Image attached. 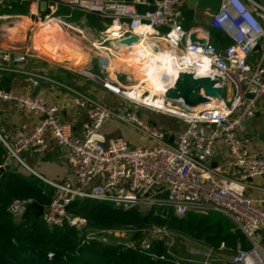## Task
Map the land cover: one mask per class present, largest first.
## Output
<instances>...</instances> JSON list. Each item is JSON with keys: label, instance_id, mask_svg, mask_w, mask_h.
I'll return each mask as SVG.
<instances>
[{"label": "built area", "instance_id": "built-area-1", "mask_svg": "<svg viewBox=\"0 0 264 264\" xmlns=\"http://www.w3.org/2000/svg\"><path fill=\"white\" fill-rule=\"evenodd\" d=\"M28 1L33 10L45 1L47 14L38 21H57L71 35L78 28L57 16L59 8L98 18L105 28L96 37L83 30L87 38L81 40L91 46L95 42L100 44L97 47L107 46L110 44L107 40L113 39L145 41L155 50L168 54L175 67L187 73L196 76L212 73L220 77L223 91L229 93L225 99L212 100L201 110L186 109L180 103L166 101L162 91L146 89L145 81L110 69L108 56L115 58L131 46L109 45L115 54L101 50L103 58L100 56L99 60L103 62L98 73L71 70L123 99L125 105L110 108L89 94L71 90L73 106L86 113L84 133L77 137L72 135L69 124L58 119L56 106L43 98L6 93L0 82V110L2 103L12 102L25 113L40 118L28 134L17 130L10 137L0 128V145L7 152L0 167L13 162L24 165L22 152H42L47 137L68 155L75 185L48 183L55 193L41 213L44 224L51 228L68 226L82 232L86 221L67 212V207L75 201L109 203L123 212L137 211L143 216L171 211L182 218L188 214L215 212L230 219L249 243L248 250L236 251L226 264H264V201L246 195L248 181L264 177V156L244 150L237 137L244 123L255 116L258 102L264 98V65L261 61L255 65L248 62L264 40V8L251 0H221L219 11L210 15V26L227 35L230 43L218 50L208 38L201 45L189 43L190 34L183 28L181 11L184 0ZM151 6L153 11L149 10ZM139 7L144 10L140 11ZM1 8L8 10L11 6L6 0H0ZM22 18L0 13V75L18 73L15 69L26 65L29 56L40 55L33 49L31 38L30 45L26 44L34 24L28 30H15L14 23ZM13 31H16L14 35ZM200 72L204 74L199 75ZM29 75L51 82L46 76ZM118 75L125 76L126 84L119 81ZM33 86L37 87L38 82ZM140 108L177 119L185 127L176 135L171 130L157 129L138 115ZM111 120L124 124L149 144L132 146L122 139L106 140L100 129ZM216 143L227 148L230 154V159L221 166L212 163ZM26 203L29 201L11 203L9 210L15 219L22 216ZM121 231H91L83 243L100 241L102 236L117 237ZM147 233L148 240L142 242L141 249H148L152 240L163 239L168 246L167 230L152 227ZM224 250L221 245L218 252ZM174 258L175 264H220L221 261L210 248L195 249L184 261Z\"/></svg>", "mask_w": 264, "mask_h": 264}, {"label": "crops", "instance_id": "crops-1", "mask_svg": "<svg viewBox=\"0 0 264 264\" xmlns=\"http://www.w3.org/2000/svg\"><path fill=\"white\" fill-rule=\"evenodd\" d=\"M6 2L11 6V9L6 10L1 8L0 13L19 15L28 19L31 23L28 24V27L25 28V30H28L31 25L34 24L35 26V24L41 22L38 21V18H43L47 14L46 11H42L40 9V3L38 7L35 8L36 10H33L32 6L29 5L28 0H6ZM185 2L186 0H184L181 11L184 18L183 28L186 32L193 34L195 38L199 40L208 38L209 42L212 31L225 35L223 32L213 29L210 26V12L191 10L185 5ZM139 10L143 11L144 7H139ZM57 16L65 19L70 24L73 23L72 25L78 28L76 30H86L92 33V37H96V33L105 28V24L98 18L93 16H84L82 13L77 11L70 12L64 8H59ZM92 18L96 19V22H92ZM70 20L72 21L70 22ZM19 23L22 27L23 24L21 22ZM23 23L26 24L25 21ZM62 34L56 36V42H59L60 36L65 37L66 40L69 38V41L72 42L78 40L83 41L81 39L73 38L70 36V32L66 30H64ZM225 37L229 40L227 35H225ZM26 39V44L30 45V34L26 37ZM34 40H36V44H38V39L34 38ZM37 46L39 47V45ZM83 50L82 54L85 56L88 55V53H86L87 50ZM40 56L41 55H39V57L35 55L29 56L26 65H21L15 69L19 70L18 73L1 74L0 82L2 83L5 78L10 76L13 78L10 84V92L30 98H43L48 104L56 106L58 110V119L71 126L73 136L82 137L84 133L83 124L86 120V113L73 106V94L71 90L89 94L92 97L99 99L104 106H108L110 108L115 109L125 105L123 99L98 88L83 76H79L72 71L73 69H86L91 70L94 73H98L100 63L103 62V59L99 60L96 64H92L88 58L86 63L83 62L80 64H83L82 69H75L70 68L69 64H65L63 61H46ZM248 60V62L253 65L260 61L262 62V65H264V40L260 42L259 47L253 54L250 55ZM75 61L78 62L76 59ZM120 67H122V69H117L118 72H123L125 74L129 73L130 75V72L124 69L125 67H123V65L120 64L116 68ZM29 74L46 76L51 80V82L47 83L41 81ZM118 79L120 82L126 84L123 75H121ZM35 81L38 82L37 87L33 86ZM45 84H47V86H45ZM40 85L42 86L41 88H39ZM225 93L226 96L229 95L228 92L225 91ZM0 113V128L10 137H12L14 132L17 130L22 131L25 134L32 132L40 119L37 116L25 113L12 102L2 103ZM137 113L144 121L150 123L157 129L171 130L175 135L185 127V125L177 119L160 114H154L145 109L140 108L137 110ZM100 132L106 140L122 139L132 146L149 144V142L139 134L130 130L127 126L116 120L106 122L101 127ZM237 137L241 141V145L244 150L247 152L259 153L264 156V98L258 102L255 116L244 123L242 130L237 133ZM213 150V164L221 166L230 159L229 151L223 145L216 143ZM21 160L24 165L13 162L10 164V170L19 171L22 175L31 174L48 186H50L48 183L59 185L70 184L71 186L75 185L67 153L59 149L49 137L46 138V147L42 152L34 153L31 151H24L21 154ZM248 185L249 187L246 189V195L255 200L264 201V177L252 179L248 181Z\"/></svg>", "mask_w": 264, "mask_h": 264}, {"label": "trees", "instance_id": "trees-1", "mask_svg": "<svg viewBox=\"0 0 264 264\" xmlns=\"http://www.w3.org/2000/svg\"><path fill=\"white\" fill-rule=\"evenodd\" d=\"M264 8V0H252ZM92 18V22H96ZM210 43L218 50L230 41L218 32H211ZM6 149L0 145V166L6 157ZM55 190L31 174L22 175L9 170L0 177V264H175L174 256L164 240H152L143 250V230H131L141 222L143 215L137 211L123 212L109 203L75 201L67 207L72 217L84 219L86 229H128L136 246L103 243L93 240L84 242L85 233L75 228L48 227L36 217L38 207L45 209ZM29 201L24 213L15 219L9 207L13 201ZM146 223L181 235L215 252L221 245L225 253L248 250L249 243L241 230L222 214H188L178 218L171 211L159 215L148 213ZM51 254V257L49 255ZM163 257V259H160Z\"/></svg>", "mask_w": 264, "mask_h": 264}, {"label": "bare ground", "instance_id": "bare-ground-1", "mask_svg": "<svg viewBox=\"0 0 264 264\" xmlns=\"http://www.w3.org/2000/svg\"><path fill=\"white\" fill-rule=\"evenodd\" d=\"M24 21L26 22V24L23 23ZM19 22L23 24L22 27ZM30 23L31 22L28 19L22 18L20 21H17L14 23V27H16L15 30L18 31L21 29H25L28 27V24ZM35 28L36 29L33 33L32 43H33V49L36 50L39 54L45 55L55 61H59V62L63 61V63L69 64V65L75 64L74 62L75 59L78 61L81 60L82 54L79 53L78 52L79 50H76V49H72L73 51L70 50V54L67 53L68 52L67 50L65 54L56 52L55 51L56 48L53 49L52 47H51L52 52L43 49V47L47 48L50 45V43L55 42L56 40H54V38L57 35L59 36L60 34L64 32L65 29L63 28V26H61L60 23H58L57 21L38 22L37 24H35ZM13 33H15V31L11 32L12 35ZM73 34L75 35H70L73 38H77V39L87 38V35L86 33H84L83 30H75V33ZM34 36L36 39H38V44H36V40H34ZM67 40L69 41V38H67ZM107 41H109L110 44L106 43L105 41V44H108V45L100 46V49L107 51V52H111L113 54H115V52L110 48L109 45L119 44L118 46H123V42H125V40H116V39L107 40ZM37 45H39V47ZM53 45L55 47V44ZM99 45L100 44L98 42L93 43V46H99ZM60 46L61 45H59V47ZM130 46L131 47L130 49H128V51L116 54L121 57H124L125 58L124 61H120L116 57L114 58L113 62L119 61L121 64L122 63L127 64L126 65L127 67H130V68L132 67L135 78L140 81H145L146 83L145 88L148 90L159 92V93L161 91L163 92L165 88H167L172 83L173 80L178 78L180 74L186 72V70L184 69L175 67V65L173 64L168 54L155 50L149 43L145 41L138 40L130 44ZM59 49H62V48H59ZM44 52H46V54ZM198 74L203 75L204 73L200 72ZM204 107L205 105H202L195 109L198 111Z\"/></svg>", "mask_w": 264, "mask_h": 264}, {"label": "water", "instance_id": "water-1", "mask_svg": "<svg viewBox=\"0 0 264 264\" xmlns=\"http://www.w3.org/2000/svg\"><path fill=\"white\" fill-rule=\"evenodd\" d=\"M185 5L196 11H207L211 14H216L219 11L221 0H186ZM40 9L42 11L46 10V2H40ZM150 11L154 10V7L149 8ZM136 40L135 38H130L125 40L123 44H132ZM190 44H204V40L196 39L193 34L189 36ZM12 77H7L1 83V89L8 93L10 91V84L12 82ZM98 88H101V85L92 82ZM223 81L220 77L210 74L209 76H196L191 73L184 72L180 74L178 78L172 81V83L165 88L163 91V97L166 101L172 103H180L186 109H195L199 106L206 105L212 100L219 101L222 98ZM47 86V84H45ZM42 86L40 85L39 88ZM104 90V89H103ZM10 170V166L0 167V177L7 171ZM43 208L38 207V213L36 217H39L42 213ZM132 230H151L152 226L146 223V217L143 216L140 224L132 226Z\"/></svg>", "mask_w": 264, "mask_h": 264}, {"label": "rangeland", "instance_id": "rangeland-1", "mask_svg": "<svg viewBox=\"0 0 264 264\" xmlns=\"http://www.w3.org/2000/svg\"><path fill=\"white\" fill-rule=\"evenodd\" d=\"M72 20H70L71 22ZM73 24V23H72ZM36 28H34L32 34H30V38L33 40V33L35 31ZM24 29H21L20 31H22ZM16 32V31H15ZM14 35V33H13ZM29 36V34L27 35V37ZM35 38V36H34ZM54 40H56V37L54 38ZM52 44V46H51ZM55 44V47L54 45ZM59 45H61L59 47ZM58 46V48H57ZM67 46V48H66ZM55 49L56 48V52H60L62 54H65L66 50L68 51L67 53L70 54V50L73 51L72 49H76V50H79L78 52L82 54V51H84L83 49L87 50L86 53H90V62H92V64H96L98 63L99 61V57L102 56L100 52H103L101 51V49H99L100 47H97V49H95L93 46H91L88 42H84V41H71V42H68L65 37L63 36H60V40L59 42L55 41L53 43H50V45L46 48V47H43L44 50H48V51H51L52 48ZM74 47V48H72ZM59 48H62V49H59ZM78 48V49H77ZM65 49V50H64ZM54 51V50H53ZM52 52V51H51ZM64 52V53H63ZM46 54V52H44ZM76 53V52H75ZM52 54V53H51ZM41 55V54H40ZM83 56L81 57V60L80 62H76L75 61V64L74 65H69L70 68H75V69H82V65H80L81 63L83 62H87V59L89 58L88 56L89 55H84L82 54ZM41 58H43L44 60L46 61H53V59L45 56V55H42L40 56ZM110 58V62H109V68L110 69H122V67L120 68H116L117 66H119L121 63L119 61L117 62H113L114 60V57H111V56H108ZM117 57L118 60L120 61H124L125 58L124 57H121L119 55H115V58ZM103 58V56H102ZM55 61V60H54ZM53 61V62H54ZM98 65V64H97ZM121 65H123V67H125L124 69H126L128 72H130V75H133L135 77V75L133 74V69L132 67H127L125 63H122ZM135 66V65H134ZM137 74V73H136ZM111 75H115V72H111ZM129 75V73L127 74ZM121 76V75H120ZM119 76V77H120ZM124 76V75H123ZM118 77V76H117ZM118 77V78H119ZM125 78V76H124ZM226 97V93L225 91L223 92L222 94V98L225 99ZM169 117V116H168ZM171 118V117H170ZM85 233V235H87L88 233H90L91 231L88 230V228L86 229H83L82 233ZM148 230H143L142 234H143V241H147L148 240V237H147V233ZM170 233V232H169ZM109 235V234H107ZM117 237H114L113 235H110L108 237L106 236H102V237H99V240L102 241L103 239V243H106L105 241H109L111 244H117V243H122V244H125L127 247L129 248H132L134 246H136V242H134L132 240V231L131 230H128V229H123V231H121V233H119L118 235H116ZM103 238V239H102ZM168 239V248L170 249L169 253L171 255H174L176 256L180 261H184L188 258L191 257V252L195 249L199 250V251H202L204 249H206L203 245H201L200 243H197V242H193L191 240H189L188 238L186 237H183L181 235H177V234H172L170 233L169 236H167ZM159 239V238H158ZM89 242V241H87ZM142 243H140V247L142 246L141 245ZM217 253V257L221 260L220 261V264H226L229 259L233 256V253H225V252H216Z\"/></svg>", "mask_w": 264, "mask_h": 264}]
</instances>
